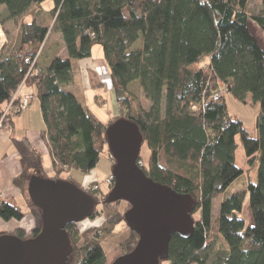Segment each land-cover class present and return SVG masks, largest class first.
Instances as JSON below:
<instances>
[{"label": "trees", "instance_id": "trees-1", "mask_svg": "<svg viewBox=\"0 0 264 264\" xmlns=\"http://www.w3.org/2000/svg\"><path fill=\"white\" fill-rule=\"evenodd\" d=\"M44 1L0 0V6L5 7L8 19L17 22ZM53 2L54 7L45 12L47 23L22 20L17 45L5 43L0 48V116L26 79L30 70L26 59L44 48L51 33L61 34L65 55L42 71L37 61L26 84L38 92L46 126L40 139L50 144L53 179H62L63 172L86 174L95 169L103 153L109 156V124L64 87L74 83V64L90 60L93 48L101 46L119 111L113 122L123 118L135 123L149 150L148 159L140 156L138 165L154 182L195 200L196 228L189 238L172 235L164 262L264 264V48L250 24L254 22L264 35V9L253 13L250 0ZM139 41L140 49L136 48ZM134 82L139 83L143 99L128 92ZM219 93L220 100L213 101ZM227 94L243 104L251 97L259 105L253 132L230 116ZM193 106L199 111L193 112ZM240 143L248 165L245 169L236 159ZM13 144L23 166L17 182L28 181L32 175L47 177L39 148L27 138L14 139ZM246 169L248 174L256 173V182L247 191L225 198L214 218V200ZM101 191L102 196L103 186ZM88 193L97 203L88 218L94 220L102 213L98 207L106 196L102 199L93 190ZM247 195L249 224L240 216ZM126 204L123 211L119 205L117 210L107 205L100 227L84 232L78 224L66 227L74 250L67 264H113L135 249L139 237L129 228L130 237L119 247L109 253L103 249L104 241L125 222L130 208ZM31 208L35 228L29 236L17 231L14 235L21 239L35 237L42 229L40 211L32 203ZM0 217L21 221L24 214L18 205L3 201ZM222 247L223 255L219 254Z\"/></svg>", "mask_w": 264, "mask_h": 264}, {"label": "water", "instance_id": "water-1", "mask_svg": "<svg viewBox=\"0 0 264 264\" xmlns=\"http://www.w3.org/2000/svg\"><path fill=\"white\" fill-rule=\"evenodd\" d=\"M106 142L115 183L104 204L128 203L125 222L139 237L135 249L113 264H162L168 259L172 235L193 234L195 200L144 173L138 165L144 137L132 121L120 118L108 125ZM27 192L41 213L42 229L27 239L0 235V264H67L74 250L66 227L88 219L96 201L73 181L36 175L30 177Z\"/></svg>", "mask_w": 264, "mask_h": 264}, {"label": "crops", "instance_id": "crops-1", "mask_svg": "<svg viewBox=\"0 0 264 264\" xmlns=\"http://www.w3.org/2000/svg\"><path fill=\"white\" fill-rule=\"evenodd\" d=\"M48 11L50 10H44L43 11L44 13L43 12L39 13V6L34 5L19 21L14 22L8 19L7 17L8 15L5 7L0 6V12H2L5 15V18L7 20L6 23H3L4 26L3 28H5V30L7 31L5 32L7 33L6 35L8 36V38H6V43L11 44L13 47L17 45V42L19 40V24L22 20L24 21L35 20L40 24L47 23L48 18L45 12ZM7 23L9 24L11 23L10 24L11 26L9 28ZM12 32L13 35H15V37L14 39L11 40L9 34ZM64 55H65V46L61 34L51 33L47 38L42 54L39 57L38 60L39 69L41 71L46 70L55 58ZM83 63L88 64L87 68L89 70L86 71V69L82 65ZM75 65L81 75V78L83 80L84 79L86 80L85 88H82L81 84L79 87V82L77 81V79H76V83L72 84L79 88L81 92L79 94H82L83 92L88 90L98 94L97 93L98 91L106 90L110 97L109 103L112 104L114 115L117 117L119 115V111L114 96V92L111 86L110 75H109L110 71L107 64L105 65L106 69L105 68L100 69L99 66L96 68V70H93L94 66L91 65V58H90V60L86 59V60L78 61ZM75 86H73V88H75ZM36 92L37 90L35 89V87L27 84H25L21 90V94L23 95L29 93H36ZM76 92L77 90L71 93H73L86 106V102L83 101L80 97H78L76 95ZM94 100L99 105L104 104L105 101V99H103L102 96L100 95H96ZM28 112L30 113L27 114ZM33 113L36 114V116L39 117L38 120L41 121L40 122L41 124L38 128H34L33 122H29V119H32ZM25 116H28V119H25ZM45 129L46 126L42 117L40 101L37 100L27 112L22 113L21 115L17 116L14 119V121L12 122V129L0 130V195H1L0 202L4 201L8 203H14L22 209V212L24 214V218L21 221L14 219L10 221H4L0 217V235L15 234L17 231L21 230L25 232L27 236H29L34 231L35 221L31 214L32 211L31 201L29 199L27 192L29 180L27 181L24 179L20 182H17L18 178L22 175L23 166L21 164L20 156L18 155L16 148L13 144V140L27 138L29 143H31L34 147L39 148V150L42 152L43 171L47 175V177L49 175H52L53 176L52 178H54L55 173L53 170V160L51 156L50 144L47 140L40 139V133ZM37 139H38V144H37ZM39 139L41 140V142H39L40 141ZM42 144H44V147H40ZM61 177L62 176H60V178ZM96 182L100 183V179L97 180Z\"/></svg>", "mask_w": 264, "mask_h": 264}, {"label": "rangeland", "instance_id": "rangeland-1", "mask_svg": "<svg viewBox=\"0 0 264 264\" xmlns=\"http://www.w3.org/2000/svg\"><path fill=\"white\" fill-rule=\"evenodd\" d=\"M54 7V2L53 0H45L43 3H41L39 5V9L41 10V12H43L44 10H51ZM249 8L251 9V11L255 14H258L259 12H261L264 9L262 0H250L249 3ZM7 20L5 18V15L0 12V29H1V34H3L2 38H8V36L6 35L7 31L5 30V28H3V23H6ZM12 23V22H11ZM10 23V24H11ZM8 24V28L11 26L9 23ZM251 24V29L253 30V33L259 38L260 43L262 44L263 48H264V35L263 33L259 30V28L257 27V25L254 22H250ZM6 31V32H5ZM10 39H14L15 35H13V32L9 34ZM6 42V41H5ZM142 45V41H139L137 43V47L138 49H140ZM105 59H104V54H103V49L101 46H95L93 48V52H92V57H91V65H93V70H96L97 67L100 66L101 68H105L106 64H105ZM84 66V68L87 70H89L87 67V63H83L82 64ZM106 69V68H105ZM108 69V68H107ZM74 70V84L76 83V79L79 82V87L80 84L82 86V88H85V84H86V80L81 78V75L79 73V71L77 70L76 65L74 64L73 67ZM73 86L75 85H70V86H65L64 90L67 92H75V90H77L76 95L78 97H80L83 101L86 102V106L88 108H90V110L105 124H111L110 122L114 119H116L117 117L114 115L113 112V107L112 104H110V97L109 94L106 90H100L96 93L91 92V91H85L82 94L79 88L77 86H75V88H73ZM82 91V90H81ZM94 91V90H92ZM128 92L130 94H133L134 96L138 97L139 99H143V95L141 92V88L138 82H134L132 83L129 88H128ZM81 95V96H80ZM96 95H100L102 96L103 99H105L104 104L99 105L95 102V96ZM226 103H227V108H228V112L230 114V116L232 117H237L239 118L243 124L244 127L248 130L253 132L255 130V125H256V121H257V117L260 111V107L258 104H255L253 102V100L251 99V97H248L247 102L245 104L240 103L239 101L235 100L231 95L227 94L226 95ZM85 105V104H84ZM27 112V111H26ZM30 112H28L27 114H29ZM25 114V115H27ZM38 115V114H37ZM25 119H28V116H25ZM39 117L36 116V114H32V119H29V122H33V126L34 128H38L40 126V122L38 120ZM12 129V127H11ZM40 140V139H39ZM41 142V140L39 141ZM37 144H38V139H37ZM36 144V145H37ZM41 144V143H40ZM40 147H44V144H42ZM141 156L142 158L146 161L149 157V150L147 145H144L142 147L141 150ZM236 159H237V164L240 167H244L247 168V160L245 159V153H244V149L241 145V143L239 144L237 153H236ZM112 167H113V161L111 159L108 158V154L103 153L100 156L99 162L96 165V168L93 169L92 171H90L89 173H82L78 170H72L71 173H63L61 176V180H69L70 178H72V180L76 181L78 184H81L82 187L90 185L92 183H95L97 180L100 179V184L103 185L105 179L112 174ZM246 173L241 175L234 183H232L228 189L226 190V192L224 194H222L218 199L214 200L213 203V216L214 218L217 217L218 212H219V207L221 205V203L223 202V200L225 198H227L228 196H230L233 193H238V192H245L247 191L248 185L253 182H256V173H250L248 174V169H246ZM52 175H49L47 178L48 179H52ZM71 180V179H70ZM103 193L101 198L103 199L104 196L105 199H103L100 202V205L98 207L99 211L102 212L101 214H98L96 219L91 220V219H86L85 221H83L82 223L78 224V227L80 229L81 232L86 231L87 229L91 228V227H100L102 225V223L105 220V215H106V206L104 204L106 198L108 197L110 191L112 189H107L104 185H103ZM102 192V191H100ZM118 203V202H117ZM117 203H112L109 204V208L111 209H116L119 205V208L121 211H123L126 208V202H121V204H117ZM243 219L246 220V222L249 224L251 223V217H250V212H249V197L248 195L246 196L244 205H243V211L240 215ZM195 217H198V214L195 215ZM130 237V230L127 227L126 222L120 223L116 230L114 231V233L107 238L104 243H103V249L106 253L111 252L112 250L116 249L117 247H119V245L124 242L125 240H127ZM221 246V245H220ZM221 255L224 254V249L223 247L220 248L219 251ZM162 264H168L167 262H163Z\"/></svg>", "mask_w": 264, "mask_h": 264}, {"label": "built area", "instance_id": "built-area-1", "mask_svg": "<svg viewBox=\"0 0 264 264\" xmlns=\"http://www.w3.org/2000/svg\"><path fill=\"white\" fill-rule=\"evenodd\" d=\"M3 34H1L0 29V48L6 43V39L2 38ZM42 49L39 51V53L33 57L26 59V62L30 64V70L26 76V79H24L23 83L19 86V88L16 90V92L13 94L11 99L4 104L2 108V114L0 116V130H10L12 127V122L14 119L21 115L22 113H25L28 111L33 104L39 100L38 92L36 93H29V94H21V90L26 84L27 78L30 75L32 69L36 66V62L39 59V56L41 54ZM225 88L222 90V92H225ZM221 93L215 94L213 97V101L217 102L220 100ZM193 112H198L199 108L197 106L192 107ZM115 183V178L112 174H110L104 181L103 185L107 189H112ZM99 182L92 183L90 185L84 186L83 189H85L87 192L93 190L99 192V197H101V188L102 186ZM1 199V195H0Z\"/></svg>", "mask_w": 264, "mask_h": 264}, {"label": "bare ground", "instance_id": "bare-ground-1", "mask_svg": "<svg viewBox=\"0 0 264 264\" xmlns=\"http://www.w3.org/2000/svg\"><path fill=\"white\" fill-rule=\"evenodd\" d=\"M224 87H226V86H223V89H224ZM223 89H222V90H223ZM226 90H227V89L225 88V92H226ZM213 97H214V96H213ZM212 100H213V98H212Z\"/></svg>", "mask_w": 264, "mask_h": 264}, {"label": "clouds", "instance_id": "clouds-1", "mask_svg": "<svg viewBox=\"0 0 264 264\" xmlns=\"http://www.w3.org/2000/svg\"><path fill=\"white\" fill-rule=\"evenodd\" d=\"M42 51H43V49H42ZM42 51H41V54H42ZM41 54H40V55H41Z\"/></svg>", "mask_w": 264, "mask_h": 264}]
</instances>
